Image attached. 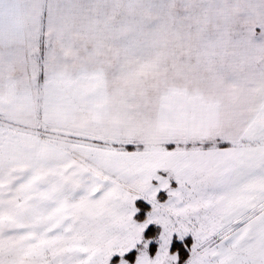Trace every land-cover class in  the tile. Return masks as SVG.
Here are the masks:
<instances>
[{
	"label": "snow or ice",
	"instance_id": "snow-or-ice-1",
	"mask_svg": "<svg viewBox=\"0 0 264 264\" xmlns=\"http://www.w3.org/2000/svg\"><path fill=\"white\" fill-rule=\"evenodd\" d=\"M99 5L110 55L73 66L91 6L0 0V264H264V46L198 51L196 74L231 73L216 134L220 97L161 73L144 20L166 6Z\"/></svg>",
	"mask_w": 264,
	"mask_h": 264
},
{
	"label": "rangeland",
	"instance_id": "rangeland-1",
	"mask_svg": "<svg viewBox=\"0 0 264 264\" xmlns=\"http://www.w3.org/2000/svg\"><path fill=\"white\" fill-rule=\"evenodd\" d=\"M91 6L87 19L79 31L72 32L73 51L70 65L79 66L82 61L91 62L96 58L106 59L110 54L107 45L97 53L98 41L87 35L84 29L94 20L102 9L99 0H80ZM135 3V0H132ZM155 5H165L167 12L145 13L146 31L152 36L153 44L161 64V73L176 78L189 89H201L209 95L218 96L222 102L219 119L213 129L219 134L228 130L234 123L233 100L225 89L229 87L230 72L212 79L207 71L196 74L198 51L203 46H217L216 51L223 57L227 66L232 58L244 57L249 50L264 46V29L261 21V0H207L208 11L201 13V0H149ZM120 11H124L122 6ZM227 13V18L225 16ZM195 17V18H194ZM199 20V24H197ZM109 66L110 90L119 87L113 80Z\"/></svg>",
	"mask_w": 264,
	"mask_h": 264
}]
</instances>
